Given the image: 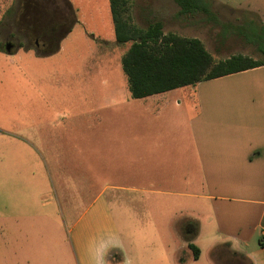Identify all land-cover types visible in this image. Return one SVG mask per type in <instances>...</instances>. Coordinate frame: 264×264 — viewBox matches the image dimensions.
<instances>
[{"label":"rangeland","instance_id":"1","mask_svg":"<svg viewBox=\"0 0 264 264\" xmlns=\"http://www.w3.org/2000/svg\"><path fill=\"white\" fill-rule=\"evenodd\" d=\"M66 1L69 7L64 0H15L0 24L1 44L13 46L11 55L0 52L12 60L0 78V127L28 128L31 137L29 158L23 159L28 168L0 177V183L13 185L0 188V264H76L68 229L106 181L128 187L105 191L123 236L134 242V215L145 224L149 211L146 195L129 189L150 180L149 157H135L129 135L135 116L148 117L141 108L148 100L131 97L122 68L130 44L116 41L110 0ZM205 1L210 16L179 15L172 0H130L126 16L140 29L161 21L165 34L198 38L215 62L232 55L264 60L257 42L248 39L264 26V0ZM178 95L193 100L195 93L182 88L167 96ZM121 119L131 124L121 125ZM123 127L129 130L118 145L114 134ZM26 182H39L38 205L28 198L32 189L16 188ZM61 182L72 200L60 198ZM43 200L46 214L32 215ZM25 201L31 214L23 216ZM89 239L83 241L87 248ZM194 245L201 254L194 260L189 251V264H214L206 230ZM216 254L224 264L222 253Z\"/></svg>","mask_w":264,"mask_h":264},{"label":"crops","instance_id":"2","mask_svg":"<svg viewBox=\"0 0 264 264\" xmlns=\"http://www.w3.org/2000/svg\"><path fill=\"white\" fill-rule=\"evenodd\" d=\"M14 1L0 0V24ZM8 59L0 57L2 79L4 65H12ZM184 89L195 93L193 100L183 95L168 99L175 90L136 99L148 100L141 106L148 117L135 116L129 135L135 157H149L150 180L129 188L146 195L149 206L145 224L137 212L134 215V242L121 233L116 212L105 197L108 189L128 187L106 181L101 195L92 197L68 229L76 264H173L175 260L189 264V245L200 240L205 230L214 264H220L217 252L224 264H264V66ZM119 123L131 124L124 119ZM128 130L119 128L114 134L118 145ZM30 139L28 128L0 127V177L28 168L23 159L29 158ZM61 183L60 198L72 200L69 186ZM4 186L13 187L0 183V188ZM16 188L32 189L28 198L38 205L39 182L19 183ZM43 202L32 215L46 214ZM21 205L23 216L31 214L26 201ZM85 236L92 237L88 248L83 244Z\"/></svg>","mask_w":264,"mask_h":264},{"label":"trees","instance_id":"3","mask_svg":"<svg viewBox=\"0 0 264 264\" xmlns=\"http://www.w3.org/2000/svg\"><path fill=\"white\" fill-rule=\"evenodd\" d=\"M64 1L69 7L68 2ZM172 1L179 7V15L199 12L211 15L210 5L205 0ZM129 2L110 0V8L116 41L123 45L130 44L121 62L133 99L195 86L203 81L264 66V60L244 55H232L226 60L215 62L198 38L165 34L161 21L151 22L146 29L137 28L126 16ZM248 39L257 42L264 55V26L259 33L254 32L253 37ZM0 51L11 53L6 51L1 42ZM38 53L42 54V51L38 49ZM189 248L197 260L200 250L194 245H189Z\"/></svg>","mask_w":264,"mask_h":264},{"label":"water","instance_id":"4","mask_svg":"<svg viewBox=\"0 0 264 264\" xmlns=\"http://www.w3.org/2000/svg\"><path fill=\"white\" fill-rule=\"evenodd\" d=\"M10 50H11V45H7V46H6V51H7V52H10Z\"/></svg>","mask_w":264,"mask_h":264},{"label":"flooded vegetation","instance_id":"5","mask_svg":"<svg viewBox=\"0 0 264 264\" xmlns=\"http://www.w3.org/2000/svg\"><path fill=\"white\" fill-rule=\"evenodd\" d=\"M7 45H10V44H9V43H6V46H7ZM12 47H13V46L11 45V48H12Z\"/></svg>","mask_w":264,"mask_h":264}]
</instances>
